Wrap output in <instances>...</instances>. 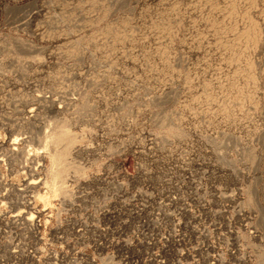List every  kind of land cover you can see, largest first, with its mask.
<instances>
[{"label": "rangeland", "instance_id": "1", "mask_svg": "<svg viewBox=\"0 0 264 264\" xmlns=\"http://www.w3.org/2000/svg\"><path fill=\"white\" fill-rule=\"evenodd\" d=\"M263 259L264 0H0V264Z\"/></svg>", "mask_w": 264, "mask_h": 264}, {"label": "bare ground", "instance_id": "2", "mask_svg": "<svg viewBox=\"0 0 264 264\" xmlns=\"http://www.w3.org/2000/svg\"><path fill=\"white\" fill-rule=\"evenodd\" d=\"M251 30L253 31V29L250 28V32H251ZM246 31L244 32V34L247 36L248 34H246V33H248V32H246ZM254 32H256V31L254 30ZM254 32H251L252 34L251 33L250 34L253 35ZM245 35H243L242 37L244 38ZM254 36H256V35H254ZM250 37H252V36H250ZM250 39H247V40H250ZM253 39H255V38H253ZM31 112H33V111L30 110L29 113H31ZM59 137H60L59 135H53V139L55 141H58L59 140L58 139ZM64 139H65L66 145L69 146V147L72 146L73 144H75L77 142L76 136L75 135H72L70 133H66V136H65ZM15 142H16V140L14 139L13 140V144H15ZM52 161H53V164H52V167L50 168V172H49V178L50 179L47 182L48 188L50 190V195L49 196H55V195H58V194H66L67 191H66V187H64L63 178L65 176V173L68 172V170L70 169V167H71L72 164L67 162V154H66V152H61V153L55 152L53 154ZM78 169L79 168L77 167L76 168V172H78ZM24 180H26V182L23 181L24 184L26 183V185H24L22 183L24 185V187L25 186L26 187L35 186V184L37 183L35 181V179L33 178V176H31L30 179H28V180L27 179H24ZM49 196L45 195L43 198L47 201L48 198H49ZM28 204L30 205V203H28ZM262 264H264V259L262 260Z\"/></svg>", "mask_w": 264, "mask_h": 264}]
</instances>
